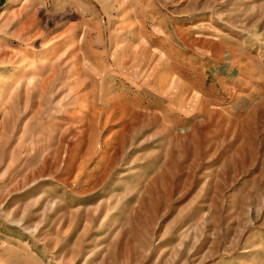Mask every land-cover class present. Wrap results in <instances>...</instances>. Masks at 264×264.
Here are the masks:
<instances>
[{
  "label": "rangeland",
  "instance_id": "374dc122",
  "mask_svg": "<svg viewBox=\"0 0 264 264\" xmlns=\"http://www.w3.org/2000/svg\"><path fill=\"white\" fill-rule=\"evenodd\" d=\"M0 264H264V0L0 12Z\"/></svg>",
  "mask_w": 264,
  "mask_h": 264
},
{
  "label": "crops",
  "instance_id": "0c3cea01",
  "mask_svg": "<svg viewBox=\"0 0 264 264\" xmlns=\"http://www.w3.org/2000/svg\"><path fill=\"white\" fill-rule=\"evenodd\" d=\"M15 2L16 0H0L1 15L6 16L7 18L12 13V6L14 5Z\"/></svg>",
  "mask_w": 264,
  "mask_h": 264
},
{
  "label": "bare ground",
  "instance_id": "6f19581e",
  "mask_svg": "<svg viewBox=\"0 0 264 264\" xmlns=\"http://www.w3.org/2000/svg\"><path fill=\"white\" fill-rule=\"evenodd\" d=\"M160 77V76H159Z\"/></svg>",
  "mask_w": 264,
  "mask_h": 264
}]
</instances>
